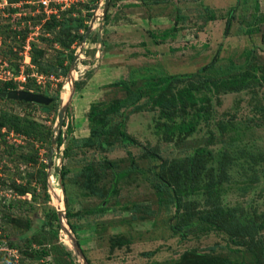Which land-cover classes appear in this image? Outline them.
<instances>
[{"label":"rangeland","instance_id":"obj_1","mask_svg":"<svg viewBox=\"0 0 264 264\" xmlns=\"http://www.w3.org/2000/svg\"><path fill=\"white\" fill-rule=\"evenodd\" d=\"M40 1L0 0V84L12 78L16 89L28 85L53 98L43 110L40 103L0 96V114L43 137L0 128L6 185L0 188V237L19 242L18 249L0 244V264H209L213 256L264 264V227H251L264 218V0H107L103 16V0L66 7ZM67 8L62 18L59 11ZM163 30L172 34L159 39ZM32 46L42 51L48 72L31 64ZM218 46L213 75L246 71L250 83L238 91L193 90L202 98L199 117L198 102L181 108L179 95L199 84L195 72ZM72 75L79 86L71 90L69 82L67 90ZM124 98L116 112L102 113ZM159 98L167 104H156ZM101 116L104 132L89 134L90 126L101 130ZM195 119L191 132L176 127ZM117 128L134 143L121 140ZM40 165L44 186L35 180ZM176 173L181 177L174 180ZM12 180L35 186L36 198L17 194ZM191 185L196 190L186 191ZM60 186L64 210L58 213ZM225 210L234 217H220ZM238 225L241 232L230 240ZM254 244L262 247L254 250Z\"/></svg>","mask_w":264,"mask_h":264},{"label":"trees","instance_id":"obj_2","mask_svg":"<svg viewBox=\"0 0 264 264\" xmlns=\"http://www.w3.org/2000/svg\"><path fill=\"white\" fill-rule=\"evenodd\" d=\"M72 8V7H71ZM70 9V8H69ZM68 8L67 9H64V10H61L59 11V15L63 18L65 13L69 10ZM212 17H210L211 19ZM232 19V9H229L227 12H226V17H225V24H224V27H223V34L226 35L229 31V27H230V21ZM53 21V20H52ZM51 21V22H52ZM54 23V21H53ZM172 34V31H169V30H163L161 32V34L159 35V39H164L166 37H169L170 35ZM57 38V36H55ZM75 40H72V42H74ZM220 46V45H219ZM219 46L217 47V50L216 52L214 53L213 57L208 61L206 62L205 64H203L200 68H198V70H196L195 74L198 75V77L201 78V80L199 81V84H190L186 89H183V93H184V97L181 96V94L179 95V103L181 104V108H185V106H191V105H194V103H197L198 102V105L197 107L195 106V113H196V116H199L200 117V113L202 110V105L200 104V101L202 100L201 97H195L193 95V90H198V89H201V90H204V91H210V90H218V88H221L222 91L224 92H227V91H238L240 90L241 88L243 87H247L248 86V83H250V80L247 78L246 76V71H243V72H238L236 74H228L230 76L226 77V78H217L216 76L213 75V72H212V67L215 63V61L217 60V54H218V50H219ZM30 55H29V58H30V62L31 64L35 65L37 67V69H40L41 71H45V72H48L49 71V65L48 64H45V62L43 60L40 59V56L42 55V51L41 52H37L36 48L34 46L30 47ZM250 54V52L248 51L247 52V56ZM174 76H168L167 78L165 79H168V78H173ZM123 85H126L127 86V83L126 82H122ZM73 86L76 87V86H79V82H73ZM128 87V86H127ZM24 89L28 90L29 89V86H24L23 87ZM12 89H16V86L13 84V82L11 80H4L1 82L0 84V93L1 92H6L8 90H12ZM36 92V91H35ZM134 98H132V101L131 103L135 102L138 95H135L133 96ZM5 100H10L6 97H1ZM185 98V101L184 103H181L182 102V99ZM50 102L47 103V104H40L41 108L43 110H47L51 107L52 105V99L53 98H50ZM127 99L128 98H124V99H121L119 100L116 105H110V106H105L103 107L102 109V113L103 114H110V113H113V112H116L118 110V108H120L121 106H124L126 105L127 103ZM22 102H25L22 100ZM156 104H161L162 106L163 105H166L167 104V100H162V99H158L155 101ZM94 107L95 105H92L90 106L89 108V112H88V115H87V119L89 121L92 120V115L94 114ZM104 119V116H101L97 119V124L98 126L101 127V130H97V129H94L92 126L89 127V134L93 135V136H97L101 133L104 132V130H102L105 126H106V120H103ZM196 119L194 121H192V123H186L184 122L183 120H181L178 124H177V129L178 130H185L186 132H191L194 130L195 128V125H196ZM32 122L30 121L29 124H31ZM18 120L17 118H13V117H7L6 116V113L5 112H2L0 114V128H3L5 129L6 132H10L12 129L14 131H20V133H23L24 135H26L27 137H31V138H36L37 140L39 139L42 140V135L40 132L34 130H30L28 131L27 129H18ZM118 125H121V123H118ZM26 128H29L30 125L28 126H24ZM1 133V132H0ZM117 133L120 137L121 140L123 141H128L130 143H134V140L131 139L125 132L123 129H120V128H117ZM2 134V133H1ZM60 134H61V131L59 130V133L57 135V140L59 141L60 140ZM28 145H30V141L27 142ZM5 151H8L9 153L12 152V150L10 149H7ZM31 152L34 153L35 150H32L30 152H28V155L31 156V159L33 160L35 157L31 155ZM145 154H150L151 156H155L156 157V154H152V153H149V152H145ZM23 155L24 154H21V155H16L17 157H22L23 158ZM45 166L44 165H40L36 171H35V177H36V183H40L42 186H44V183H45V179H46V172L44 170ZM191 171L190 168H187L186 169V172H189ZM191 176V175H190ZM181 176L176 173V175L173 177L174 180L176 179H179ZM190 181V179H189ZM218 181V180H217ZM220 181V180H219ZM12 185H13V188L14 190L16 191L17 194H21V193H24V192H28L30 194V198L33 200L36 198V194H35V186H22L21 184H18V183H15L13 180L11 181ZM216 183V182H215ZM62 184V182H61ZM63 185V184H62ZM6 185L3 183V181L1 180L0 181V188H4L5 189ZM197 188V186H190L189 190H186L188 192H193L195 191ZM63 191H64V187H63ZM178 193V192H175V194ZM174 194V195H175ZM45 197L47 198V194L45 193ZM3 206V208L5 209H8L10 207L9 204H1ZM225 213H227L226 216H223ZM55 212L52 211V214H50V217L53 218V220L55 219ZM2 216V215H1ZM220 217H227L228 219H230L231 217H234V213L229 211V210H225V211H222L220 213ZM48 225H50V221L48 220L46 222ZM252 229L255 227L256 228H263L264 227V218H262V220L257 224H254L251 226ZM170 229L173 233L175 232H178L179 233V228L174 226V225H170ZM253 229V230H254ZM225 231L229 232L230 233V229L229 228H226ZM241 232V228H240V225H238L237 229L235 231H231L230 233V240H232L231 236L233 235L234 237V240H235V237L237 235V233H240ZM179 235L181 237L184 236V233H179ZM26 240V245L27 243L28 244H31L30 242L33 240L32 237H29ZM34 240L35 241H38L36 239V237L34 236ZM258 243L259 245L261 244L259 241L256 242ZM0 244L2 245H5L6 247L8 248H15V249H18V245H19V242H17L15 239H12V238H9V237H4L3 236V239L0 237ZM255 245V244H254ZM253 245V246H254ZM259 245H255V249L254 250H257L258 247H262V246H259ZM253 246H249V251H253ZM36 251V250H34ZM41 253L43 254H46V252L44 251V249H41ZM209 264H243V262H233V261H230V260H226V258L224 257H217V256H213L212 258L209 259Z\"/></svg>","mask_w":264,"mask_h":264},{"label":"water","instance_id":"obj_3","mask_svg":"<svg viewBox=\"0 0 264 264\" xmlns=\"http://www.w3.org/2000/svg\"><path fill=\"white\" fill-rule=\"evenodd\" d=\"M106 6H107V0H103V7H102V12H101L102 16L105 13ZM90 27L91 26L87 27V30L84 33L83 37H82V41L84 40L85 35L88 33ZM97 40H98V42H101L99 33L97 34ZM69 82H70V86H71V90H72L73 87H74L73 86V77L69 78ZM0 96L1 97H6L8 99H20V100L30 101V102L40 103V104L41 103L42 104H47L51 100L49 96H46V95H44L42 93H39V92L29 91V90H26V89H12V90H8L6 92L3 91V92L0 93ZM63 109H64V106H60L58 111H57V115H56V117H57L56 126L57 127H56L55 138L57 137V135L59 133V130H60V127H61ZM54 141H52V142L54 143ZM52 149L53 148H50V151H49V154H48V163H50V161H51L50 156H51ZM59 189H60V195L56 199L57 203L55 205V211L58 212V213H61V211L64 210V192H63V189H62L61 186L59 187Z\"/></svg>","mask_w":264,"mask_h":264},{"label":"built area","instance_id":"obj_4","mask_svg":"<svg viewBox=\"0 0 264 264\" xmlns=\"http://www.w3.org/2000/svg\"><path fill=\"white\" fill-rule=\"evenodd\" d=\"M50 1H52L54 4H58V6H61L62 7V5L63 6H65V5L68 6V4L69 3H72L74 0H42L40 2H41L42 5H44V7H46L50 3ZM62 1H64V2H62ZM26 48L29 49V46L26 45ZM24 77H25V74H24L23 70H21L19 72V78H20V80H24ZM8 80H12V78H8Z\"/></svg>","mask_w":264,"mask_h":264},{"label":"bare ground","instance_id":"obj_5","mask_svg":"<svg viewBox=\"0 0 264 264\" xmlns=\"http://www.w3.org/2000/svg\"><path fill=\"white\" fill-rule=\"evenodd\" d=\"M72 74V72H71ZM73 77V75L71 76ZM64 88L67 89V90H70V86H69V81L67 80V83L64 85ZM57 193L60 195V189L57 190Z\"/></svg>","mask_w":264,"mask_h":264},{"label":"clouds","instance_id":"obj_6","mask_svg":"<svg viewBox=\"0 0 264 264\" xmlns=\"http://www.w3.org/2000/svg\"><path fill=\"white\" fill-rule=\"evenodd\" d=\"M40 93V92H39Z\"/></svg>","mask_w":264,"mask_h":264}]
</instances>
